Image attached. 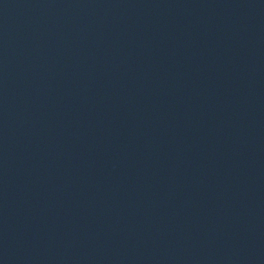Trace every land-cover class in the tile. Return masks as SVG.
Wrapping results in <instances>:
<instances>
[{
	"label": "water",
	"instance_id": "obj_1",
	"mask_svg": "<svg viewBox=\"0 0 264 264\" xmlns=\"http://www.w3.org/2000/svg\"><path fill=\"white\" fill-rule=\"evenodd\" d=\"M0 264H264V0H0Z\"/></svg>",
	"mask_w": 264,
	"mask_h": 264
}]
</instances>
